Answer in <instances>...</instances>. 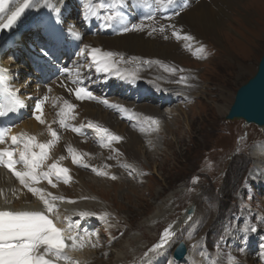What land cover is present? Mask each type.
<instances>
[{"label":"rangeland","instance_id":"rangeland-1","mask_svg":"<svg viewBox=\"0 0 264 264\" xmlns=\"http://www.w3.org/2000/svg\"><path fill=\"white\" fill-rule=\"evenodd\" d=\"M227 2L222 6L227 10L223 8L218 35L210 39L185 41L182 34H173L174 25H170L173 49L183 53L173 63L185 74L172 72L175 76L168 91L180 101L163 108L139 103L152 109L158 124H149L135 160L115 162L127 154L121 148L107 161L96 147L97 171L107 175L84 168L81 175H75L80 179L67 187L76 200L75 191L83 184L82 202L98 204L76 222L88 231L89 220L97 225L100 238L89 243L96 246L90 245L87 254L102 257L104 264L111 263L115 251L132 235L140 240L133 243L125 264H144L162 233L176 228L193 204L197 206L195 217L187 224L180 223L171 241L175 246L188 242L196 259L185 260V264H198L197 259H203L204 264H264V161L256 160L254 154L259 144L264 146V131L244 121H226L218 108L231 107L238 89L256 73L264 55V0ZM32 37L33 46L46 45L40 37L37 41L35 34ZM180 76L186 79L181 81ZM197 83L206 93L193 95ZM254 172L259 176L255 178ZM179 189L182 192L167 220L154 228L143 226L157 205ZM253 241L258 247L254 248ZM140 245L144 248L139 249ZM173 248L167 264L174 263ZM250 258L253 260L248 262Z\"/></svg>","mask_w":264,"mask_h":264},{"label":"bare ground","instance_id":"bare-ground-1","mask_svg":"<svg viewBox=\"0 0 264 264\" xmlns=\"http://www.w3.org/2000/svg\"><path fill=\"white\" fill-rule=\"evenodd\" d=\"M63 1L64 0H33L36 6H30L29 8L25 9L24 13L12 25L6 37L0 43V48H6V50L11 48L12 53L21 54L16 60L11 59V64L6 65V69H8L10 73L15 74V76L13 75V78L17 77V79H14L15 81L13 83L17 89L28 90V93H34L35 90L36 93L33 94L31 98H25L26 101L24 103L28 106L32 105V107H34L35 101L38 98H41L45 95L49 97V99L45 102L43 109V118L45 123L41 124L35 120L32 110H24L27 117L25 116L21 124L15 127L11 136H21V134H26V136L23 137L24 139L32 136L36 138L35 143L47 144L53 139L50 135L48 126L50 125L53 130L57 131L59 139L55 146L49 150V158L44 161L43 167L39 169L38 172L41 174L45 172L50 173L51 170L49 166L53 163H57L58 167H65L69 169V172L66 177L62 176L60 179H57L56 175L54 174L51 175L53 183L56 184L55 187L49 184L47 179H42L39 183L32 184V186L42 190V194L46 199L51 200L52 196L64 198L63 200L57 199L54 201L59 216V220L56 221L57 226L66 229L69 223H74L75 231L71 234L81 237V234L85 232V227H83L81 223H77L75 221L81 220L86 216L84 214L93 211L95 206H98V204H84L82 202L85 195L84 191H86L83 187V184L75 191V197H77L76 200L72 199L67 193V187L71 185L73 180L76 181L80 179L75 175H81L80 171L83 168L84 163H86L90 169H97V154L94 152L96 147L101 148V152L103 153L104 157H106L107 161L111 160L112 157H114V155L117 154L122 148L123 150L127 151V154L119 156V158H116L114 161H119V163L120 161L133 162L137 157V154H139L137 151L138 147L140 143L145 140L147 130L150 126L149 123L144 121V117L153 118L155 117V113L151 108L149 109V107L141 106L138 101L134 100L133 102H129V100L126 101L118 99V101L122 103L120 105L117 104V106L121 107L120 109L117 108L118 110H114L115 115L114 113L105 111L100 106L94 104L77 103V110L71 113L68 118L70 123L69 126L65 128L59 124L60 117L57 115V111L63 107V102L65 100H67L69 103H73L70 91H67L69 86L68 81L70 79H74L81 84L89 83V87H91L92 81L94 80L90 74H86L84 72L83 66L81 65L82 60H79V57L77 56V46L71 44L70 34L71 31L77 30L75 27H70L69 32H65L68 39L62 45L58 46L66 49V52L70 55V57L63 56L65 60H62L61 58L57 60L61 66V69H68V73L64 79H61V77H58L55 80L48 79L51 74L49 73V69L45 67L38 68V71H36L37 77L36 72H34L31 68V62L33 63L32 57L34 56L40 57V59H45L47 61L53 60L50 56L51 50H49L51 49L52 45L49 47V49H47L48 41L40 28L50 25L52 15L55 14L51 11V9L55 6L54 8L56 11L60 10V6L57 3H62ZM95 1L96 0H92L91 4L86 9L87 19L94 20L92 11L93 2ZM134 1L135 0H121V2L126 7H130ZM227 1L228 0H188L189 3L187 7L184 8V10L179 13V15H174L167 22L157 24L155 21H146L144 24L140 23V25L143 26L142 30H138L137 32L123 36L120 35V31L122 29H118V27L115 25H100L103 27L101 29L102 33L97 32L93 34L91 29H87L86 33L83 34L82 37V47L87 49V54L91 61L90 65L93 68V75L104 73V71H96L95 65L91 60V50L96 48L101 50V53L98 55H103L108 52L116 54L114 57L115 64L113 66V72H115V76H120L121 80H124V83L120 85L115 81H111L109 83L110 87L123 91L124 89L128 88L126 83L128 82L129 78L130 80H136L135 90L141 95L151 94L155 91L169 92V83L171 82L172 77L175 76L172 74L171 69H176L177 71L174 73H178V76L185 74L184 71L181 72L179 69H177V67L175 68L173 63L174 59H179V55L183 53L180 50H175L176 48L171 42L172 39L170 37V25L175 26L173 32H178V28L181 27L178 34H182L181 38L185 41L196 40L199 37L210 39L211 37L218 35L217 31L220 29L221 23H223L221 22L222 15L224 14V7L222 8V6H224L226 3L228 4ZM67 2L68 1H65V3ZM23 3L24 0H17L11 6V8L1 15L0 24L7 22V17ZM73 3L75 2H71V4ZM42 6L48 7V9H46V14H44L43 10H41ZM41 19L45 21L44 25H39ZM246 21L248 22L247 19ZM71 23L74 22L71 21ZM36 24H38L39 30L38 28L33 29L34 25ZM165 25L168 26L165 27ZM90 26L94 27L92 25ZM107 27H111L109 34L103 33L106 32V29H108ZM161 27L164 28L163 32L158 30ZM156 28L157 30L153 35L149 34V31L152 32ZM33 30L38 31L35 32ZM77 33L79 32L77 31ZM32 34H35L36 37L38 36L37 41L40 37L46 45L42 46V48H40V46H33L32 43L34 40ZM15 35L23 36L19 41L14 43L16 38H18L15 37ZM187 36L194 37V39H185ZM173 47L175 49H173ZM22 61H25L23 65L20 64ZM73 63H75L74 66ZM145 64H147L146 68L143 66ZM132 65H135V67H131ZM77 70L80 72L79 80L77 78ZM29 75H32L33 77L31 76L30 78H27ZM41 76L42 78L39 79ZM9 77H11L10 74L6 76V79L9 80ZM107 78L110 79L111 77L107 76ZM62 84L66 85V87H62ZM100 85L102 86V83H100ZM194 86V88L192 87L194 90V96L203 95L206 93L204 87H202V84L197 83V85ZM49 89L51 91H49ZM111 103L114 104V101H111ZM230 103L231 101H229V105ZM54 104L55 106H53ZM127 107L129 108L127 109ZM231 107L219 106L218 108L224 116H227ZM133 112L136 116H128L129 113L134 115ZM124 116H127L130 119L127 120ZM131 120L132 124L128 126L127 122ZM138 123L139 125L137 126ZM89 124L99 125L100 127L107 128L111 133L122 137V140L119 142L112 141L109 146L105 147L101 142V137L96 133L94 128L89 127ZM73 128L78 129V131H73ZM8 145L14 146L11 144L10 140L8 141ZM69 148H71L73 151L69 152ZM34 151L39 153L40 149L35 148ZM254 154L256 160L263 162L264 146L259 144V146L256 147ZM73 156L79 157L78 163H73ZM61 157H64V159L61 160ZM16 168L19 171L25 170L23 166ZM3 169L5 168H1V170ZM9 174L4 175L3 172L0 171V210L36 211L46 213V208L43 204V201L39 198V195H33V193L29 192L27 188L20 184L19 180L12 174V172L9 171ZM253 174L256 175L254 176L255 178L259 176V172H254ZM65 179H67V182H64ZM181 192L182 191L179 189L173 193H170L165 200L157 205L155 212L150 217H148L142 223V225L145 227L154 228L159 223L167 220L173 210L174 201L176 200L177 195H179ZM49 193L51 195H48ZM70 201H74V203ZM193 208L194 211L190 212V210ZM174 210L176 209L174 208ZM196 211L197 206L195 204L191 205L186 209L183 218L180 219L179 222L182 224H187L189 220H193L196 215ZM62 213H64L65 216H63ZM180 223L176 225V228H178ZM176 228H169L172 236L170 235L162 248L151 251L147 255L144 264H167L166 261L169 249L173 247L176 248L174 243H171V241L176 236L174 232ZM86 235L87 237L85 239H82L81 237L78 243L84 245L85 240L91 242V235L87 232ZM138 240H140L138 235H132L130 240H128L124 246L115 251V257H113L111 263L108 264H125V262L128 260L129 253L133 251V243L137 242ZM67 242L69 244L71 243V241ZM254 244L256 243L253 241L252 245ZM138 248L142 249L144 247L140 245ZM76 250L79 251V253L76 254V257L79 259L75 258L74 262H78V264H104L102 257L96 259L92 258L91 253L84 254L80 250V247H78ZM76 250L71 249V252ZM67 255L69 256L68 253ZM193 258L196 259V256H194L193 251H190L185 260L187 262H191L194 260ZM236 260L239 261V258H236ZM252 260L253 258H250V261H247L251 262ZM60 263L64 264L65 262L62 260L57 262V264ZM197 263L204 264L203 259H197ZM173 264H175V261ZM178 264H185V262L182 261Z\"/></svg>","mask_w":264,"mask_h":264},{"label":"snow or ice","instance_id":"snow-or-ice-1","mask_svg":"<svg viewBox=\"0 0 264 264\" xmlns=\"http://www.w3.org/2000/svg\"><path fill=\"white\" fill-rule=\"evenodd\" d=\"M6 2L7 0H0V13H4V5ZM144 2L163 7L165 4L171 5L173 0H144ZM113 4L115 7H113V5L108 6V14L104 17L106 22L123 20L124 18V14L122 10H120L122 4L117 3V0H113ZM30 6H36L33 0H24V3L7 17V22L0 24V29L11 28L24 13L25 9ZM101 7H104V5H101ZM177 15H179V13H177ZM149 19H155V17L150 15ZM142 27V25L133 24L130 27H125L124 31H138L142 30ZM158 30L163 32L164 28L161 27ZM173 34L179 35L175 32H173ZM185 39L192 40L194 37L187 36ZM91 52V60L95 65L96 71H104L107 73L113 71V66L115 64L114 57L116 54L108 52L103 55H98L101 53V50L96 48H93ZM176 71V69H171L173 73ZM6 75L7 70L0 69V89L4 90L8 97V103L4 109H0V115H3L5 110L14 112L18 108L22 109L25 107L24 102L19 99L17 95L18 90L13 89L11 83L6 79ZM77 78L78 80L80 78L79 70H77ZM185 79V77H181V80ZM77 82L78 81H73V83ZM61 86L66 87V85L63 84ZM49 91L51 90L49 89ZM73 91L75 92L76 98L79 100H84L85 98L90 100L97 99L85 86H80ZM48 99L49 97L47 95L38 98L32 109L34 119L41 124L45 123L43 109ZM102 102L106 105L108 104L107 100H103ZM74 108L75 105L69 103L67 100L63 102V107L57 113L60 117L59 124L62 127H68L65 120L69 118ZM146 119L152 125L158 124V121L154 118L148 117ZM48 127L53 139L47 144L35 143L36 138L32 136L24 139L23 137L26 136V134H21V136H10L11 144L16 147L11 150L0 149V166L12 172L19 180L20 184L27 188L29 192L33 193V195H39V198L43 201L46 208V213L0 210V264H57V262L61 260L64 261L65 264H78V262L72 261L66 252V249L69 248L76 250L78 247H83V244L78 243L81 237L71 234L75 231L74 223H69L68 227L65 229L57 227L56 222H54L59 220L54 201L57 199L63 200L64 198L52 196L51 200L46 199L42 194V190L32 186V184L39 183L42 179H47L49 184L55 187L56 184L53 183L51 175L54 174L57 179H60L62 176L66 177L69 172V169L65 167H58L57 163H53L49 166L51 170L50 173L45 172L41 174L38 172V170L43 167L44 161L49 158V150L55 146L59 139L57 131L53 130L50 125ZM89 127L95 129L96 133L101 137V142L105 147L109 146L112 141L119 142L122 140V137L111 133L107 128L94 124H89ZM72 130L78 131V129L75 128ZM10 131L11 129H0V144L6 142L5 137ZM35 148L40 149L39 153L34 151ZM68 151L72 152L73 150L69 148ZM17 152L19 153V159H14ZM62 159H64V157H61V160ZM72 159L73 163L79 162V157L77 156H73ZM18 163L23 165L24 171L17 170L16 165ZM92 171L96 172L98 175H107L106 172L97 171L95 168H93ZM110 178L113 180L117 179L115 176H111ZM64 182H67V179H65ZM48 195L51 194L49 193ZM70 202L74 203V201ZM170 235V230L166 229L162 233L161 241L154 246L152 251L162 248ZM67 241H71V243L69 244ZM95 246L94 244L93 247Z\"/></svg>","mask_w":264,"mask_h":264},{"label":"water","instance_id":"water-1","mask_svg":"<svg viewBox=\"0 0 264 264\" xmlns=\"http://www.w3.org/2000/svg\"><path fill=\"white\" fill-rule=\"evenodd\" d=\"M225 120L244 121L246 125H256L264 130V55L260 60L256 74L238 89ZM193 211L194 208L190 210V212ZM187 255V244L182 241L174 251V258L177 261H182Z\"/></svg>","mask_w":264,"mask_h":264}]
</instances>
